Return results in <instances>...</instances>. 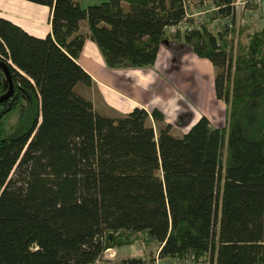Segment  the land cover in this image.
I'll return each instance as SVG.
<instances>
[{
	"label": "trees",
	"instance_id": "trees-1",
	"mask_svg": "<svg viewBox=\"0 0 264 264\" xmlns=\"http://www.w3.org/2000/svg\"><path fill=\"white\" fill-rule=\"evenodd\" d=\"M28 1L50 7L52 33L0 16V98L3 64L14 83L0 102V264H96L137 242L180 263L264 264V26L238 24L237 0ZM86 39L111 69L152 67L168 41L210 60L225 125L202 116L178 137L158 108L98 113L76 90L93 84Z\"/></svg>",
	"mask_w": 264,
	"mask_h": 264
},
{
	"label": "crops",
	"instance_id": "crops-1",
	"mask_svg": "<svg viewBox=\"0 0 264 264\" xmlns=\"http://www.w3.org/2000/svg\"><path fill=\"white\" fill-rule=\"evenodd\" d=\"M77 1L89 6L108 0ZM190 14V17L195 16V13ZM0 16L36 37L52 33V13L46 5L28 0H0ZM87 30L86 22H82L81 31L86 33ZM78 62L91 75L93 84H78L76 90L92 100L96 111L102 115L127 114L136 107L149 112L158 108L173 125L172 132L181 129L179 132L183 135L202 116L216 125L221 111L227 110L228 114L227 104L216 94L213 63L180 42L162 44L152 67L111 69L98 45L86 39ZM104 256L96 264H107Z\"/></svg>",
	"mask_w": 264,
	"mask_h": 264
},
{
	"label": "rangeland",
	"instance_id": "rangeland-1",
	"mask_svg": "<svg viewBox=\"0 0 264 264\" xmlns=\"http://www.w3.org/2000/svg\"><path fill=\"white\" fill-rule=\"evenodd\" d=\"M244 0H237L236 3V19L238 24H251V28H259L264 26V0H254L255 6H246L242 4ZM201 8L197 5L196 1H193L189 8V13L194 14L192 18L195 23H199L202 18H205L208 13H204ZM198 11V12H197ZM186 26V25H185ZM184 26V27H185ZM212 28L216 30L217 24H212ZM186 48V47H185ZM187 49V48H186ZM78 90V89H77ZM18 113L14 112L9 118V124H14L17 120ZM216 125L224 126L227 120V110L220 112V116L216 119ZM213 125H215L213 123ZM215 125V126H216ZM157 129V128H156ZM181 130V129H179ZM179 130L173 132L174 136H181ZM159 243H152L145 245L144 243L137 242L132 246H125L122 248L110 250L104 256V261L107 264H122V261L127 258H141L144 264H156L159 260L160 264H188L180 263L174 259H163L159 257Z\"/></svg>",
	"mask_w": 264,
	"mask_h": 264
},
{
	"label": "water",
	"instance_id": "water-1",
	"mask_svg": "<svg viewBox=\"0 0 264 264\" xmlns=\"http://www.w3.org/2000/svg\"><path fill=\"white\" fill-rule=\"evenodd\" d=\"M3 65H4V69L6 71V75L8 76V80H9V84H10V90L6 96L0 98V102H3L6 99H9L14 94V83H13L11 75H10V69H9L8 65H6V64H3Z\"/></svg>",
	"mask_w": 264,
	"mask_h": 264
},
{
	"label": "built area",
	"instance_id": "built-area-1",
	"mask_svg": "<svg viewBox=\"0 0 264 264\" xmlns=\"http://www.w3.org/2000/svg\"><path fill=\"white\" fill-rule=\"evenodd\" d=\"M237 3V2H236ZM247 2H246V0H244L243 2H242V4H246ZM236 5V4H235ZM187 16L188 17H190L191 16V14L190 13H188L187 14ZM185 21H183V22H181L180 24H178V25H175V26H172V27H170L169 28V30L171 31V32H175V31H177V30H179V29H184V28H186L187 26H185ZM156 264H160V261L158 260L157 262H156ZM188 264H190V263H188ZM201 264H204V263H201Z\"/></svg>",
	"mask_w": 264,
	"mask_h": 264
}]
</instances>
